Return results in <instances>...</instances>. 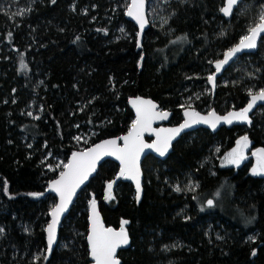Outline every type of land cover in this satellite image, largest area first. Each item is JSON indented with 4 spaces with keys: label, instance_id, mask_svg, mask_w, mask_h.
<instances>
[{
    "label": "trees",
    "instance_id": "obj_1",
    "mask_svg": "<svg viewBox=\"0 0 264 264\" xmlns=\"http://www.w3.org/2000/svg\"><path fill=\"white\" fill-rule=\"evenodd\" d=\"M146 1L149 28L138 47L125 19L129 0H0V264H94L91 196L104 227L127 232L119 264H264V176L250 174V161L221 165L239 138L264 149V107L250 127L199 129L164 161L146 157L139 202L126 182L108 197L118 165L104 162L46 257L56 200L48 183L73 152L128 132V99H151L174 126L185 109L224 114L264 90V37L217 79L214 93L207 83L213 63L260 22L264 0H243L228 20L223 0ZM180 38L186 45L175 55L171 42ZM85 134L89 141L79 143ZM211 193L215 210H201L197 199Z\"/></svg>",
    "mask_w": 264,
    "mask_h": 264
},
{
    "label": "snow or ice",
    "instance_id": "obj_2",
    "mask_svg": "<svg viewBox=\"0 0 264 264\" xmlns=\"http://www.w3.org/2000/svg\"><path fill=\"white\" fill-rule=\"evenodd\" d=\"M236 2L237 0H227L226 6L223 7L221 11L226 16L230 15L232 7ZM143 9L144 0H132V4L128 9V15L133 16V18L137 20L141 29H143L145 23ZM261 32H264V14L260 16V22L250 29V34L243 37L237 47H234L230 49L229 52L225 53L223 61L216 63L217 72L220 71L223 64L227 63L228 60L237 52L241 51V49L254 48L256 46V37ZM208 79L209 81H214L213 76H209ZM257 100H264V91H261L258 95H252V102L249 103L247 108L237 113H230L229 117L239 120H247V113L251 110ZM132 103L136 108L137 118L128 135L121 137L124 141L123 147H120L117 140L113 139L98 144L84 153H73L72 160L64 165L66 171L61 173L60 179L53 182L52 190L59 194L60 204L53 208L51 212L52 222L46 229L48 233L49 250H51L55 241L56 225L59 222L60 215L66 210L67 205L71 202V198L74 195L76 188H78L93 171H95L97 162L103 156H115L116 159L120 161V176H123L126 179L135 180L137 193H139L140 181L138 161L141 152L146 147L153 148L163 156L168 149L172 137L180 131V129H162L161 132H167L169 135L161 136V132H157V141L155 144H144L141 137L145 131L152 130L151 125L153 120L166 119L168 114L166 112H157V106L148 100H140L137 98V100ZM186 115H191L195 119L186 120L185 123L181 125V128L188 127L191 123L196 122L210 123L214 128L215 122L221 119L220 117H216L214 113L210 114L209 118L199 117L196 113H186ZM229 117H224L223 119L226 122L231 123ZM247 139V137H243L241 141L237 142L238 148L228 154L226 159H228L230 163L239 165L240 160L244 158L243 148L247 147ZM253 155L257 157V167L253 168V175L264 174V149L258 150L253 153ZM111 188L112 183L110 182L108 184V197H111ZM176 190L179 191L180 189L177 188ZM208 204L211 206L212 201H208ZM92 210V233L88 236L92 259L95 261V264H119V261L116 259V250L121 245L128 244L127 232L123 226L118 232H115L110 228L104 229L98 222L95 200L92 201ZM127 223V221H123V224ZM2 231L3 229H0V232Z\"/></svg>",
    "mask_w": 264,
    "mask_h": 264
},
{
    "label": "water",
    "instance_id": "obj_3",
    "mask_svg": "<svg viewBox=\"0 0 264 264\" xmlns=\"http://www.w3.org/2000/svg\"><path fill=\"white\" fill-rule=\"evenodd\" d=\"M243 0H237L236 4L232 7V10H231V14L230 15H225L222 11H220V15L228 20L231 16H232V13L233 11L235 10V8L242 2ZM226 3H227V0H223V7L226 6ZM132 4V0H129V5L127 7V9L125 10V19L131 23H133V25L136 27L137 29V45L138 47L140 46V43L142 41V38H143V35L145 33V31L149 28V22H148V18H147V1L144 0V9H143V14H144V20H145V23H144V27L143 29H141L140 27V24L137 22L136 19L133 18V16H129L128 15V9L129 7L131 6ZM221 8V9H222ZM257 25V24H256ZM255 25V26H256ZM254 26V27H255ZM250 34V31L247 35ZM246 35V36H247ZM264 37V32H261L257 35L256 37V46L254 48H243L241 49V51L237 52L234 56H232L227 63L223 64L220 71L217 72L216 70V63L217 62H220V61H223L224 58H225V55H223L222 59L216 61L215 63H213L212 67H213V74L211 76L214 77V81H207L208 83V86L211 90L212 93H214L215 89H216V79L219 78L221 75H223V73L228 69V67L236 60V58L244 55V54H252L256 51L257 49V46H258V43L259 41ZM241 41V40H240ZM240 41L235 44L232 48L234 47H237L239 44H240ZM231 48V49H232ZM229 50H227L225 53L229 52ZM224 53V54H225ZM264 91V90H262ZM261 92V91H260ZM260 92L258 93H255L253 95H258ZM137 98H139L140 100H148V101H151L153 104H155L157 107H156V111L157 112H166L168 115H167V118L166 119H155L153 120L152 122V125H151V128L152 130L151 131H145L141 137V139L143 140L144 144H148V145H152V144H155L156 141H157V135L156 133L157 132H161V130H169V129H180V131L175 134L172 139L170 140V143H169V146H168V149L167 151L165 152V154L163 156H161L159 154V152L155 151L153 148H144L143 151L141 152L140 154V157H139V161H138V167H139V181H140V191L139 193H137V186H136V181L133 180V179H126L124 178L123 176H120V169H121V164H120V161L116 159L115 156H103L96 164V168H95V171H93L89 176L88 178L82 183L80 184V186L78 188H76L75 190V193L74 195L72 196L71 198V202L67 205V208L66 210L60 215L59 217V222L58 224L56 225V233H55V241L52 245V248L51 250L48 249V233L46 231L48 225L52 222V215H51V212L53 210L54 207H56L57 205L60 204V196L57 192L53 191L52 190V185H53V182L60 179V175L63 171H66L65 167H63L62 171L60 172V174L57 176V178H55L54 180L50 181L48 183V186H47V189H46V192L48 194H51L55 197V204L54 206L52 207V209L50 210L49 212V222L48 224L46 225L45 227V244H46V257L48 258L50 256V254L53 252V250L55 249L57 243H58V238H59V230L61 228V225L63 223V220L65 219V217L68 215L76 197L78 196V193L84 189L88 183L90 182V180L96 175L97 171H98V168L100 167V165H102L104 162L106 161H111L113 163H115L116 165H118V171H117V174L115 176V178L110 181L112 183V188H111V191L113 190V188L115 187V185L117 183H119L120 181L121 182H126V183H130L132 186H133V189H134V192H135V198H136V201L139 202L140 199H141V196H142V182H143V171H142V162L143 160L148 157V156H153L154 158L160 160V161H164L168 156L169 154L171 153V150H172V146L173 144L178 141L184 134H187V133H190V132H194L196 130H199V129H205V130H208L210 133L212 134H215L218 130H220L221 128H225V129H231L233 127H237V126H244V127H250L251 124H252V119H251V116L253 115V113L259 108V107H264V100H257L255 102V104L253 105V107L251 108V110L247 113V116H248V119L247 120H239V119H235V118H232V117H229V114L230 113H237V112H240L242 111L243 109L247 108L249 103L252 102V95L249 97L246 105L242 108V109H238V110H231V111H228L224 114H218L217 112L215 111H209L207 113H201V112H198L194 109H185L182 111V120L179 124L177 125H174V126H171L169 125V122H170V119H171V116L172 114L170 112H167V111H162L159 109V106L153 102L151 99H148V98H143V97H136V98H130L128 99L127 101V105H128V108L129 110L133 113L134 115V122L137 118L136 116V108L133 106V101L137 100ZM186 113L188 114H192V113H196L198 114L199 117H205V118H209L210 117V114L214 113L216 117H220L221 119L216 121L215 122V127L213 128L211 126L210 123H204V122H196V123H191L190 126L188 127H184V128H181V125H183L185 123L186 120H191V119H195L194 117H192L191 115H186ZM224 117H229L231 119V123H228L226 122L223 118ZM133 122V123H134ZM133 125V124H132ZM132 126L130 127V129L128 130L127 133L119 136V137H111V138H106V139H103L101 141H98L96 143H94L93 145H91L90 147L86 148V149H83V150H77L73 153H84L86 151H88L89 149L91 148H94L96 145L98 144H101L105 141H108V140H117V143L120 147H123L124 145V141L121 139V137H124V136H127L129 131L131 130ZM166 135H169V133L167 132H161V136H166ZM73 153L68 157L67 159V162L66 164H68L71 160H72V156H73ZM65 164V165H66ZM109 182V183H110ZM108 183V184H109ZM108 184L106 186V190L109 192V189H108ZM208 201H211V200H208ZM208 201H207V205L210 206L208 204ZM213 204V202H212ZM211 204V206H212ZM96 213L98 214V222L99 224L104 228V229H109V228H105L102 221H101V217L99 215V213L96 211ZM92 222H93V210H92V206L90 207L89 209V227H88V234H87V237H86V241H87V245H88V248H89V255H90V259L93 261V263L95 264V261L92 259V256H91V249H90V245H89V241H88V236L91 235L92 233ZM112 229L113 231L115 232H118V230H115L113 228H110ZM125 245H121L119 248H117L116 250V255H117V252L122 249Z\"/></svg>",
    "mask_w": 264,
    "mask_h": 264
},
{
    "label": "rangeland",
    "instance_id": "obj_4",
    "mask_svg": "<svg viewBox=\"0 0 264 264\" xmlns=\"http://www.w3.org/2000/svg\"><path fill=\"white\" fill-rule=\"evenodd\" d=\"M171 44H173V46H175V47H173V48H175V49H173L172 52L176 55L178 52H181V51H182V49H183L184 46L186 45V40H185L184 38H180V39H178V40H173V41L171 42ZM176 46H179L178 49H177ZM90 137H91L90 135L85 134V135H81V137H79L77 140H78L79 143H84V144H85V143H87V142L89 141V138H90ZM241 140H242V138H241V139H240V138L237 139V141H236L234 147H233L229 152H227V153L225 154V156L222 158V160H221V165H222V166H231V167L238 168V167H240L242 164H244V163L250 161V162L252 163V167H251V169H250V174H251L252 176H255V177H263L264 174H261V175H253L252 170H253V168H256V167H257V157H256L255 155H253V153H255V152H257L258 150H260V148H255V149H253L252 146H251V143H250L248 140H247V147H246V148H243V156H244V158L240 160L239 165L234 164V163H230V162L228 161V159H226V157H228V154H229V153H232L234 149H237V148H238V143H237V142H238V141H241ZM92 145H93V144H92ZM90 146H91V145H90ZM90 146H89V147H90ZM81 150H83V149H81ZM217 189H218V188H217ZM218 191H220V193H221L222 188H219ZM214 193H215V192H214ZM211 194H212V195H206L205 198H204L203 200H201L200 198H198V199H199V201H198V199H197V202H198V204L200 205L201 210H205V211H213V210H215V206H217V204H216V200H217V198H218V194H213V193H211ZM219 196H220V195H219ZM219 198H220V201H221V203L219 204L220 209H221L222 211L228 212V209L225 207L224 200H222L223 197L221 196V197H219ZM93 200H94V197L91 196V198H90V202H92ZM208 200H211V201L213 202L212 206H208V205H207V201H208ZM217 201H218V200H217ZM122 226L124 227V225H122ZM122 226H121V227H122Z\"/></svg>",
    "mask_w": 264,
    "mask_h": 264
},
{
    "label": "flooded vegetation",
    "instance_id": "obj_5",
    "mask_svg": "<svg viewBox=\"0 0 264 264\" xmlns=\"http://www.w3.org/2000/svg\"><path fill=\"white\" fill-rule=\"evenodd\" d=\"M169 125H170V124H169ZM171 126H172V125H171ZM114 178H115V177H114ZM114 178H113V179H114ZM113 179H112V180H113ZM112 180H110V181H112ZM110 181H109V182H110ZM109 182H107V184H108ZM120 182H121V181H120ZM107 184H106L105 186H107ZM117 184H118V183H117ZM117 184H116V185H117ZM116 185H115V186H116ZM114 188H115V187H114ZM114 188H113V190H114ZM113 190H112V191H113ZM112 191H111V192H112ZM95 205H96V211L98 212L97 204L95 203ZM120 229H121V227H120L119 229H117V230L119 231ZM124 229H125V228H124ZM125 231H126V230H125ZM116 259H117V257H116ZM117 260H118V259H117Z\"/></svg>",
    "mask_w": 264,
    "mask_h": 264
},
{
    "label": "bare ground",
    "instance_id": "obj_6",
    "mask_svg": "<svg viewBox=\"0 0 264 264\" xmlns=\"http://www.w3.org/2000/svg\"><path fill=\"white\" fill-rule=\"evenodd\" d=\"M221 76H222V75H221ZM221 76H220V77H221ZM220 77H219V78H220ZM217 79H218V78H217ZM217 79H216V81H217Z\"/></svg>",
    "mask_w": 264,
    "mask_h": 264
}]
</instances>
